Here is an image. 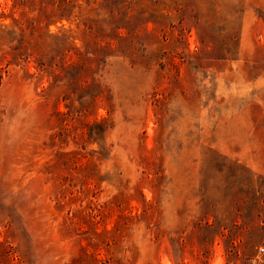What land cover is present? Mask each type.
Returning a JSON list of instances; mask_svg holds the SVG:
<instances>
[{
    "label": "rangeland",
    "instance_id": "obj_1",
    "mask_svg": "<svg viewBox=\"0 0 264 264\" xmlns=\"http://www.w3.org/2000/svg\"><path fill=\"white\" fill-rule=\"evenodd\" d=\"M0 264H264V0H0Z\"/></svg>",
    "mask_w": 264,
    "mask_h": 264
}]
</instances>
